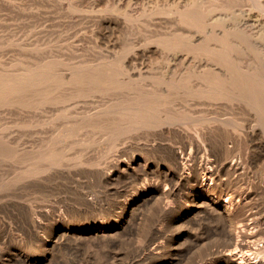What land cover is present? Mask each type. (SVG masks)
Returning a JSON list of instances; mask_svg holds the SVG:
<instances>
[{
    "label": "bare ground",
    "instance_id": "bare-ground-1",
    "mask_svg": "<svg viewBox=\"0 0 264 264\" xmlns=\"http://www.w3.org/2000/svg\"><path fill=\"white\" fill-rule=\"evenodd\" d=\"M244 1L247 0H42L46 14L49 9H63L72 24L86 25L83 30L89 29L94 46L104 45L106 54L99 52L87 61L73 63L45 57L34 65L0 72V104L20 102L28 119L23 134L0 131V159L15 166L4 184L21 181L29 186L42 185L50 174L68 164L69 149L78 144L86 150L97 140L101 142L104 134L115 142L134 132L138 136L173 138L179 144L174 148L151 142L145 147L148 154L163 151L162 162L153 165L148 157L140 155L129 161L111 162L108 170H90L92 177L112 188L123 186L136 170L158 179L141 185L134 197L123 200L120 216L130 211L133 221H122L114 227L97 222H64L58 226L57 243L90 238L116 247L122 236L136 229V223L158 235L160 228L153 216L164 215L175 202L177 213L186 215L190 222H199L203 215L215 221L212 228H207L219 236L217 241L223 245L215 264H264V212H244L242 208L264 191V167L257 173L258 186L250 185V168L264 160V27L260 28L258 16L242 7ZM262 2L258 1L257 7L264 12ZM141 25L155 30L156 35L138 40L132 34ZM148 56L155 57L151 64ZM144 65L148 68L143 69ZM97 93L115 95L116 100H103L74 114L65 112L59 115L63 119L57 126L43 127L34 120L37 112L55 100ZM212 101L232 102L249 114L239 123L183 110L185 102L203 105ZM235 130L242 134L244 148L229 145ZM95 132L100 135L98 139ZM83 161L93 164L87 158L76 159L78 163ZM243 173L249 181L246 188L216 190L222 175ZM181 189L186 192L184 201L176 199ZM80 199L83 208L93 207L86 195ZM13 213L23 227L25 240L34 236L43 240L44 247L48 244V238L40 232L41 218L47 217V212L28 203L21 217ZM194 223L195 226L197 222ZM203 237L196 241L200 243ZM151 243L150 248L140 245L135 258L144 260L148 254L159 253L162 241ZM15 250L7 264H33L30 254H26L32 249L22 244ZM78 264L100 263L85 260Z\"/></svg>",
    "mask_w": 264,
    "mask_h": 264
},
{
    "label": "rangeland",
    "instance_id": "rangeland-1",
    "mask_svg": "<svg viewBox=\"0 0 264 264\" xmlns=\"http://www.w3.org/2000/svg\"><path fill=\"white\" fill-rule=\"evenodd\" d=\"M258 1L260 0L244 1L242 7L246 8L250 15L254 14L258 16L261 28L264 27V12L258 9ZM262 3L264 5V0ZM44 11L42 0H0V72L3 69H7L8 71L18 70L22 65H34L43 61L41 59L45 57L50 58L54 62H59L63 59L65 62L73 63L78 60L87 61L98 55L99 52L106 54L104 45H100V47L94 46V38L89 29L84 28L83 30V26L86 27V25L82 26L78 23L75 25L74 22L72 24L63 9L61 11L59 9H49V13L47 14ZM133 33L132 35L140 40L141 38H152L157 32L141 25ZM103 42L107 43V41ZM147 60L151 64L155 60V57L148 56ZM157 60L159 61L160 58L157 57ZM147 68L144 65L143 69ZM103 100L113 101L116 99L115 95L109 93H97L93 96H82L68 101L55 100L43 110L37 112L34 120L42 124L43 127H46V125L57 126L60 125L63 119L59 115L65 112L74 114L84 111L90 105L100 103ZM185 103L187 104L185 109H183L185 113L201 114L206 117L220 116L234 119L239 123L249 114V111L244 107H239L227 101H212L203 105H199L198 102ZM27 120L25 110L20 102H15L14 105L9 103L0 104V131L3 133L16 130L18 133L23 134L27 130L25 126ZM130 134L118 142L112 141L104 134L101 142L97 140V143L95 142L96 145L93 143L92 146L85 148L86 150L78 144L74 145L67 151L68 158H66V161L68 164L61 167V170L58 172L50 174L42 185L37 186H29L21 181L8 185L4 184V179L15 170V166L0 159V264H7L8 256L15 253V248L22 246V244L29 251L32 249L31 252L26 254H30L28 257L33 264H75L74 260L76 264L85 260L90 263L100 264H189V262L190 264H215L218 258H220L219 251L223 246L221 242L217 241H220L218 239L219 236L208 230L214 226L215 221L211 217L203 215L199 222L196 220L197 223L193 220L190 222L186 215L180 216L177 213L179 208L175 202H171V207H168L164 215L161 213L153 216L157 219L154 218L156 225L160 228L158 235L152 234L150 230H147L148 227L147 229L140 228L141 225L136 223V229L129 235L122 236L121 243L116 247H110L101 242L98 243L90 238L78 239L77 243L72 240H68L62 244L57 243L58 226L64 222L67 223L74 220L83 224V221H87L114 227L117 224L120 225L122 221H133L132 217L130 218V211L126 212L125 216H120L123 210V200L131 196L134 197L138 192L137 188L145 183L155 182L158 178L151 176L149 173L136 170L129 175L130 177L127 178L123 186L112 188L97 178L92 177L93 175L90 174V170L100 168L108 170L111 162H115L116 160L129 161L132 157L140 155L148 157V162L153 165L162 162L160 156H162L163 151L158 149L155 153L148 154L145 147L147 148V146L153 143L154 145L157 143L158 146L159 142L160 145H169L174 148L179 147V144L173 138L172 140L162 136L151 138L144 136V134H142V137L141 134L138 136L134 132ZM94 136L98 139L100 135L95 132ZM152 139L153 141H151ZM245 144L242 134L235 130L229 139V145L235 148H244ZM79 157L83 159L87 158L93 164H88L84 161L81 163L76 162V159ZM262 162H260V165L258 163L256 168L253 166L250 168L251 170L249 169L250 185L252 184L253 187L258 184L257 176L261 171L260 169L264 167V160ZM257 167L259 168L258 170ZM229 175L225 174L221 176L220 185L216 187L217 191L220 188H224L228 192H231V190L234 191L235 189L246 188L248 186L249 181L246 173ZM185 193V190L181 189L176 199L184 201ZM263 194L264 191L258 192L257 198L255 196L251 200L252 202L243 204L242 208L244 212H264ZM84 195L94 203L93 207L85 209L79 205L80 198ZM28 203L34 209H41V211L47 212V217L41 218L42 229L40 228V232L46 236V239L48 238V244L45 247L43 246V240L40 238L38 240L32 236V238L27 237L25 240L26 236L22 232L23 227L13 213L15 211L21 217V213L25 210ZM247 208L250 210H247ZM185 217L186 219H184ZM204 217L206 219H203ZM192 222L196 223H194L195 226ZM198 223L203 228L200 229V224ZM136 230L141 231L137 232ZM211 233L216 237V240H213ZM21 234L24 236L23 240H20L23 237ZM47 235L50 236L47 237ZM195 235H197V238L204 236L203 241L206 239L209 242H205L206 245L202 246L201 242L203 241L197 242ZM191 236L194 237L192 238ZM153 240L162 241L160 252L148 254V257L146 256L144 260L135 258L137 257L135 250L140 245L150 248ZM78 257H81L79 258L80 260L77 259ZM83 257L84 259H82Z\"/></svg>",
    "mask_w": 264,
    "mask_h": 264
}]
</instances>
